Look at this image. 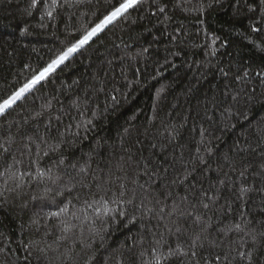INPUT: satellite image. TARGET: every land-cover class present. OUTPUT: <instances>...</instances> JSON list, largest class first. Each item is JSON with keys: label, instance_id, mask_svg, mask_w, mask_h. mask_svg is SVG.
I'll use <instances>...</instances> for the list:
<instances>
[{"label": "trees", "instance_id": "16d2710c", "mask_svg": "<svg viewBox=\"0 0 264 264\" xmlns=\"http://www.w3.org/2000/svg\"><path fill=\"white\" fill-rule=\"evenodd\" d=\"M122 2L0 0V104ZM262 233L261 0H140L0 114V264H264Z\"/></svg>", "mask_w": 264, "mask_h": 264}, {"label": "snow or ice", "instance_id": "6c2138e0", "mask_svg": "<svg viewBox=\"0 0 264 264\" xmlns=\"http://www.w3.org/2000/svg\"><path fill=\"white\" fill-rule=\"evenodd\" d=\"M53 2L55 3V0H53ZM139 2H140V0H123V2L118 7H116L108 16H106L105 19L103 21H101V23L96 26V28H93L89 33H87L84 37H82L78 43L72 45V47L68 48L67 51L63 52L56 60H53L52 63L50 65H48V67L44 68L38 76L33 78V80L30 82V84H26L24 86V88H21L19 92L14 94L13 97H11L9 100H6L3 104H0V114H3V112L6 108L10 107V105L13 102H15L17 99H19L20 96L23 95L24 92L28 91L33 85L44 80L45 77L51 71H53L59 64H62L78 48H80L84 44H86L91 39V37L94 36L97 33V31H99L103 26H105L107 23H111V21L114 20L117 16L128 11V9L133 8ZM261 2L264 3V0H261ZM33 5H35V0H33ZM160 10L163 11L162 8ZM38 175L43 177L45 175V173L44 172H38ZM53 182H55V181H53ZM244 191H246V189L242 188L241 192H244ZM46 193H47V190H46ZM59 194L60 193L57 192V195H59ZM44 198H46V194H45V196L41 197V199H44ZM33 199H36V197H33ZM128 203H132V201L129 200ZM203 207L208 208V204L205 203L203 205ZM67 211H68V209L65 206V207H61L59 209V211L51 212L50 215L52 217H59L61 214L66 213ZM149 211H151V209H149ZM161 211H163V209H161ZM121 215L123 216L124 213L122 212ZM189 215H191V213H189ZM196 219L198 222L199 217H197ZM237 228H239V225H237ZM65 231H67V229H65ZM177 231H179V229H177ZM262 235H264V233H262ZM173 254L174 253L172 252V250H170L169 255H173ZM192 254H193V256H195V252H193ZM241 255H243V253H241ZM249 255H251V254L249 253ZM161 259H163V254H161L160 256H157L156 259L154 260L153 264H160Z\"/></svg>", "mask_w": 264, "mask_h": 264}, {"label": "rangeland", "instance_id": "374dc122", "mask_svg": "<svg viewBox=\"0 0 264 264\" xmlns=\"http://www.w3.org/2000/svg\"><path fill=\"white\" fill-rule=\"evenodd\" d=\"M108 24V23H107Z\"/></svg>", "mask_w": 264, "mask_h": 264}]
</instances>
